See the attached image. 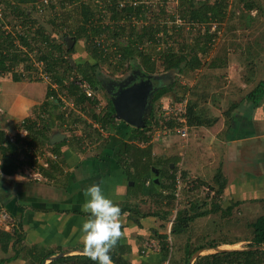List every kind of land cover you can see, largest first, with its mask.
I'll return each mask as SVG.
<instances>
[{
    "label": "trees",
    "instance_id": "obj_1",
    "mask_svg": "<svg viewBox=\"0 0 264 264\" xmlns=\"http://www.w3.org/2000/svg\"><path fill=\"white\" fill-rule=\"evenodd\" d=\"M1 1L12 15L22 18L23 26H25L26 23H29V28L31 26L33 27L35 21L31 20L29 16H27L25 12L19 8L21 5H31L35 3L36 0H13L14 2L8 0ZM122 1L123 0H58L56 5L60 9V14L49 19V22L53 26L60 25L68 29L65 31L62 39L65 40V38H69V42H73V44L67 46L65 50H63L61 45L52 43L49 35L44 33L43 28H37L33 38H36L41 45L46 47L45 50H40V48H38L39 52L37 54V60L44 62L45 70L49 72L51 81L58 84L60 91H67L66 93L68 96L73 99L74 107L78 109L76 110L77 112L71 109L61 110V104L56 98V93L47 89L45 99L39 105V109L34 108L33 110L34 118L26 117L19 125L20 128H25L28 131L27 139H29L30 143L21 139L18 134H15L13 140L9 141L5 131L0 129V173H3L4 175H13L17 173V169L20 168L23 163H26L25 159H28L27 153H25L27 151L25 148L26 144L30 147H36L37 145L43 146L46 144L53 152L61 156L60 148L64 145L66 140L62 141L60 144L52 146L49 142L50 130L56 122L59 127H63V124L70 127L78 125L82 131L81 137L79 139H77V137L75 138L78 141H83L85 139L92 140V138L94 140H98L101 129L107 133H112L113 130L117 128V122H120L121 125L126 128V131L120 132V135L127 137V139L131 142L127 146L126 152L131 149L135 151V142H137L140 146L148 145L147 143L150 141V136L153 133L154 128L161 125V118L158 117L157 119V117H155L156 111L154 108L151 110L150 117L146 121V125L143 129L133 128L126 123L115 119L110 99L107 101L104 109L102 108L103 110L96 112L94 107L97 106L98 100H90L80 94L72 81L65 83V79L67 80V78L63 76V71L68 74L75 72L76 75L80 73L81 76L89 84H91L92 88H100V82L97 78L98 64H108L113 67V72H118L129 61H133L146 75H155L159 71L169 72L171 70H177L180 72L186 70L189 72L190 70L193 71L195 68L201 66V61L199 60L197 54L198 52L205 54L209 51L213 34L210 33L209 30H206L205 34L202 36L200 34H198V36H194L192 41H194L193 45L195 46L189 47L192 56L187 59L185 49L186 44L184 42L179 44L178 48H175L169 45L167 40L168 36L165 38L159 36L160 33H164V35H167L168 33L166 27L155 28L157 26H154V23L159 19V14L156 16L155 14H152V12L148 13V10L144 7L145 5L140 3L142 0H137L138 4L135 6H132L129 3L120 6ZM241 1L244 3V8L246 10H254V12L258 15L262 13L261 7L255 2L251 0ZM47 3L46 7L51 9L55 8V5L51 2ZM227 9L228 3L226 0H202L200 2H187L186 0H181L178 5V13L180 16L196 26H210L213 23L218 24L222 22L227 15ZM104 13L107 15L110 23L105 24L103 22V17L105 16ZM58 17L59 23L56 22ZM133 19H138L141 24H134L132 22ZM142 24L144 25L139 27ZM181 31V28H174V37L178 38ZM100 36H105L114 41V52L104 54L103 50L97 47L94 43V39ZM175 38H173L174 42L176 41ZM10 39H15L19 45L30 51L33 50V47L31 48V41L28 39L27 33L18 34L12 37L0 27V74H10L13 82H20L25 79L24 76L15 73L13 70L23 62H26L28 58L27 54L22 52L21 49H18L14 44H8V40ZM81 40L84 41L86 52L95 62L94 65L85 62L83 64L74 63L75 65L73 66L71 61L65 59L63 53H67V55L74 54L75 45ZM159 45L162 46V50H158L157 47ZM199 47H201V50H198ZM217 61V59L214 60L211 66H218L219 64ZM77 70L79 73H77ZM31 75H33V78H37V74H33V72H31ZM26 80H28V82H34L29 79V75H27ZM170 88L171 86L167 87L163 85L160 89H158L152 98V107H154V102L156 103L159 101ZM181 91L182 95H185L187 93V88H182ZM263 92L264 81H261L254 87L253 90L250 91V93H248L247 98L257 101L260 99ZM51 96H53V99H50ZM181 100L182 97L177 98L176 106L181 103ZM87 105L89 106L87 107ZM195 109L196 105L194 103L187 104L186 118L188 125H209L210 122H205V120L202 121L200 116L194 111ZM65 114H67L66 117ZM168 124V127H173V124H175L174 120L171 118ZM137 149L138 147L136 150ZM143 152L144 153L142 154L144 155L140 156V159H137L134 156V153L126 158L127 161L130 160V165L132 164L133 168V170L129 173V178L134 182L131 192H133V195L136 196L138 193L140 194L145 190V195L162 200V190L167 191V195L165 197L169 199V203L171 204L167 206L166 210L162 211V215L158 214V216H161L163 220L167 221L170 211L173 209L172 204L176 200L175 178L178 170L176 167L178 160L177 158L161 159L157 162L158 164H155V162L150 159V147L148 146L146 150H143ZM20 155H23L24 159H21ZM121 157L119 161L122 164V162L125 161V157ZM50 167L53 170L56 169L54 165H51ZM129 169L130 168L128 166V170ZM157 169H159L161 174L166 175L169 183L167 185L161 184V190L160 192H157L154 179H150L148 181L150 187L148 190L145 189L147 175L150 176L152 171L155 172ZM40 171L44 172L42 169H40ZM44 174L48 176L50 173L45 171ZM184 176L185 175L181 173L182 179H184ZM214 178L216 184L214 194L217 197L222 195L226 186V181L223 178L220 169H218ZM158 183L160 184L161 181L158 180ZM254 201L261 203L260 207L262 212L252 222L246 223L250 236L248 237V240L245 241V247L264 246V198ZM211 205L212 207H210V209L198 211L200 205L193 202L190 203L189 206L185 205L182 209H178L174 221L171 224L170 235L173 233L181 234L182 232H186L187 227L191 225L196 217L207 216L215 211H220L222 214L227 216L235 207L234 205H229L225 209L222 207V209L218 203H213ZM160 206L161 203H159L158 207ZM134 208L138 210V207L136 206H125L121 209V212H132L133 214H137V211ZM144 216L145 214H141L139 215V218ZM135 221L138 222L139 220L136 218ZM157 237L161 240L160 250L163 260L166 259L170 253L167 241L168 236L163 234ZM199 237L203 238V236ZM20 238L19 232L15 227H13L10 232L0 230L1 250L7 251L9 244H11L14 248ZM185 239V257L182 259V262H179V264H187L192 255L199 250L214 249L226 244L234 245L240 242L236 241L239 239L236 238L230 242L223 241L221 243H216L214 241H204L203 243L191 244L189 236ZM16 254L17 252L13 254V258L16 257ZM110 256L113 264H122V262L114 258V255L110 254ZM193 264H264V250L217 252L214 254L198 256Z\"/></svg>",
    "mask_w": 264,
    "mask_h": 264
},
{
    "label": "crops",
    "instance_id": "obj_2",
    "mask_svg": "<svg viewBox=\"0 0 264 264\" xmlns=\"http://www.w3.org/2000/svg\"><path fill=\"white\" fill-rule=\"evenodd\" d=\"M252 51H250V47L239 50L235 56L236 60L244 62L247 55H251L254 60L255 55ZM243 67L244 64L235 63L231 70L240 72ZM252 79L253 76L251 78L249 75V78L243 80L244 86L253 84ZM261 81H264V76L252 88H230L229 93L225 92L227 96L229 94V97H227V108L222 112L225 116L224 121L223 123L218 121L221 128H216L217 123L214 125L213 121L208 119L205 122H210L209 125H188V131L190 128L200 129L201 127L207 129L204 130L206 132L216 131V135L210 138L209 147L205 150L207 156L212 155V158H217V169H220L226 181L222 195L217 196L218 200L222 201L221 207L234 205V209H237L243 206L246 214L250 211L249 207H259L258 205L261 204L254 200L264 198V92L257 101L247 98L248 93ZM96 88L99 89L98 87L94 89L96 90ZM46 90L47 88H45L43 98L38 102L31 101L27 104L17 105L13 102L10 103L8 107L12 109L8 108V110L13 113L14 117H11L10 112L7 113L5 105L4 107L1 105L0 110L6 117V121L9 123L12 120L14 125L21 123L26 117L34 118L33 110L34 108L39 109V105L45 99ZM235 94L237 100H229L231 99L230 95L233 97ZM116 127L112 133L101 130L98 140H94L91 136L92 140H88L91 143V151L87 155L82 153L84 150H82L83 146L80 144V140L75 138L69 140L65 134L66 142L60 148L61 156L53 152L46 144L36 147L25 145L27 150L25 153L28 156V159H25L26 163L17 169V173L3 174L0 177V191L3 192L0 195V214L3 213L4 216L1 219L12 229L15 227L21 237L14 248L11 244L8 245L7 251H2L0 248L1 264H95L82 250L83 244L79 230L82 220L87 218V214L81 211V204L85 200L84 189L93 183H99L104 194L118 203L122 209L127 205L125 203L121 205V203L126 201L130 193L132 194L131 188L134 185V182L129 178V173L133 170L132 164L130 165V160L127 161L126 158L134 153V156L140 159V156L144 155L142 154L143 150L149 146L150 159L155 164H158L157 162L162 159L155 160L153 158L150 144L153 134L150 136L148 145L140 146L135 142V151L131 149L126 152L127 146L131 142L127 137L120 135V132L126 131V128L120 122H117ZM58 128L56 122L50 130V137ZM24 140L30 143L29 139ZM194 140L199 142L198 152L201 153L204 150L201 141ZM192 143L194 144V141ZM193 149L197 150L195 147ZM46 151H51L58 156V162L56 164L50 162L49 165V167L54 165L56 169L53 170L51 167L42 169L50 174L47 176L43 171H40L43 175V180L40 182L25 179V172L34 166H40ZM121 156L125 157L122 164L119 161ZM20 158L24 159V156L20 155ZM201 161L203 160L201 159ZM217 171L211 176V183H209L210 187L215 189L214 175ZM183 174L186 176L192 172L190 168H187ZM146 179L145 189L148 190L150 187L148 181L154 179L157 192H160L162 185L169 183L166 175L161 174L159 169L155 172L152 171ZM158 180L161 181L160 184ZM130 182L133 185H130ZM180 191L175 193L176 200L179 198ZM145 193L144 190L140 196L148 197L149 205L151 207L154 205L156 208L146 212L138 207V210L134 208L137 214L124 212L121 216L122 236L110 254L114 255V258L122 264H162L161 240L157 237L159 235L168 236V249L170 252L172 250L170 228L176 216L178 203L176 200L173 202L175 206L169 215L174 213V218L170 221L169 230L160 231L158 228L160 223L164 224L166 221L158 214L162 215V211L171 204L165 197L167 191L162 190V200L147 196ZM145 202L143 201V203ZM158 202L161 203L160 207H158ZM141 214H145V216L139 218ZM136 218L139 220L138 222L135 221ZM167 221H169V216ZM15 252L17 254L13 258Z\"/></svg>",
    "mask_w": 264,
    "mask_h": 264
},
{
    "label": "rangeland",
    "instance_id": "obj_3",
    "mask_svg": "<svg viewBox=\"0 0 264 264\" xmlns=\"http://www.w3.org/2000/svg\"><path fill=\"white\" fill-rule=\"evenodd\" d=\"M8 1L14 2L13 0ZM149 1L154 5V14L156 16L159 14V19L154 23V26H157L155 28L166 27L168 31L167 40L170 46L178 48L179 44L184 42L186 44L185 49L187 59L192 56L189 47L195 46L193 45L194 41H192L194 36H198V34L202 36L205 34L206 30H209L210 33L214 34L213 37H215V42L210 44V48L207 53L201 54L198 52L197 56L201 61L200 67L195 68L193 71L190 70L189 72L186 70L183 72L177 70H171L169 72L159 71L154 75L163 77L165 76V78L168 80L166 86H171L169 91L165 93L159 101L156 103L154 102V107H152V109L154 108L156 111L155 117H160L162 119L163 115L165 116L163 107L170 103L174 108L178 107V105L176 106L177 98L182 97L187 99V104L194 103L196 105V114L200 116L202 121L207 119L210 121L212 120L213 124L217 123L216 125L214 124L216 128H221V126L218 125V121L219 123L220 121L222 123L224 121L225 116L222 112L227 108L226 104L229 94L228 96L226 94L228 91H230V88H252L253 85L264 76V0H251L261 7L262 13L260 15L256 14L254 10H246L244 8V3L241 0H226L228 3V9L226 11L227 15L222 22L215 25V27L212 25L203 27L194 26L187 22V24H184L181 27L182 31L178 38L174 37L173 28L171 27L172 25L168 23L167 20H171L170 16L175 12H178V5L180 4L181 0ZM47 2L54 4L55 8L51 9L46 7L48 4ZM57 3L58 0H36L35 3L31 5H21L19 9L23 10L31 20L35 21L33 27L31 26L29 28V23H26V25L23 26L22 18L12 15L11 12L5 8L4 3H2L0 0L1 29L6 33H9V35L12 37L18 34L27 33L28 39L31 41V48L33 47V50L30 51L19 45L15 39L8 40V44H14L18 49H21L22 52L26 53L28 60L15 67L13 70L15 73L24 76L25 79L22 81L24 83L13 82L11 80L10 74H0V107L1 105L2 107L5 105V109L7 108V113L10 112L8 108L12 109L11 107H8L12 102L15 105L23 103L27 104L31 101L38 102L43 98L45 88L48 87L47 84L43 83L38 78H33V75H31V72H33V74H37V72H39L37 71V54L39 52L38 48H40V50L46 49V47L41 45L38 40H36V38H33L37 28H43L44 33L49 35L52 43L61 45L63 50L69 46L68 42L62 39L65 31L68 29L60 25L53 26L49 22V19L60 14V9L56 5ZM122 3L124 5L127 2L125 0ZM59 17L56 19L57 23H59ZM103 18V22L105 24L110 23L106 14ZM143 25L144 24L140 25L139 27ZM167 35H164V33L163 35L159 34V36H162L163 38L167 37ZM173 38L176 39L175 42L173 41ZM101 39L106 43L111 42V39L105 36H102ZM249 47L250 51L253 50L252 53L255 55L254 60H252L251 55H247L246 59L244 58V62L237 61L235 56L238 51L243 48L249 49ZM198 50H201V47H199ZM63 55L65 56L66 60H72L74 63L83 64L88 62L92 65L95 64V62L86 52L85 44L82 40L78 41L75 45L74 54L67 55V53H63ZM112 59L115 60L114 58ZM216 59L218 60L217 63L219 65L212 67V62ZM235 63L244 64V67L240 72H234L231 70ZM135 70L143 72V70L139 69L138 65L133 61H129L118 72H113V67L108 64H98L97 78L100 82V88L96 92V98L98 99L97 106L94 107L96 112L103 110L107 101L110 99L109 94L105 91V87L103 85L107 82H126L130 78L132 71ZM77 73H79L78 70ZM62 74L65 78H67V80L65 79V83H68L71 79H74V77H78L76 76L75 72L68 74L67 72L63 71ZM27 75H29V79L33 80L34 82H28V80H26ZM79 75L81 76L80 73ZM249 75L251 78L253 76V84L244 86L242 81L249 78ZM185 87L187 88V93L183 96L181 90ZM64 92L67 91L65 90ZM230 97L231 99L229 100L231 101L237 100L236 94L233 97L230 95ZM88 106L89 105H87V107ZM10 115L11 117H14L12 112H10ZM11 117L9 116V120ZM171 118L172 115H170V119ZM19 125L20 123L13 125L12 120H10L8 123L6 121V117L0 110V129H6L5 133L7 138H14V135L20 132L22 128H20ZM198 129L199 128H190L188 131L189 136L186 141L179 138L175 132H172V135L169 137H166L162 134L160 137H151L150 144L152 146V154L155 160L176 157L178 159L176 164L177 169L181 170L183 173L187 171V168H190L192 172V174H187L184 179H182L183 181L181 184V191L179 198L176 200L178 203L177 210L182 209L185 206L186 201L187 206L193 202H196L197 205H200L198 211L210 209V207H212L211 204L213 203H218L220 206H222V201H219L218 197H216L214 194L215 188H212L210 187L211 185H209L212 179L211 176H213L214 172L219 169H217V158H212V155L207 156V152L205 150V148L209 147L210 138L216 135V131L212 132V130H209V132H206L204 130L207 129L201 127L199 129V133L197 134L196 132ZM57 132L69 136V140L76 138L77 135H79V132L82 134L80 127H78L76 131L65 130L63 127H59ZM194 139L201 141L202 149H204L201 153L198 152V147L200 144ZM193 141L194 144L192 143ZM90 147L91 146L85 147L84 152L82 153H84V155L89 154L91 151ZM194 147L197 150L194 151ZM201 159L203 161H201ZM133 194V192L132 194L130 193L127 196L126 201L122 202L121 205L125 203V205L129 207L136 206L139 207V209L141 208L144 211L146 210V212L156 208L154 205L152 207L149 205L148 197L145 198L144 195L140 196L141 193L137 194L136 196ZM143 201L146 202L143 203ZM150 203H152L151 200ZM174 206L175 204H173V207ZM258 206L259 207H249L250 211L247 212V214L245 208L241 206L237 209H233L227 216L222 214L220 211H215L214 213H210L207 216L196 217L191 225L187 227L186 232H182L181 234L173 233L171 235V242L173 245L172 250L170 255L166 259L162 260V264H179V262H182V259L185 257V238L188 236L190 238L191 244L203 243L204 241H214L216 243H221L223 241L230 242L236 238H239L236 241L240 242L234 245H224L219 247L230 250L244 248L246 246L245 241H247L248 237L250 236L246 223L252 222L262 212L260 205ZM223 207L225 209L227 206L223 205ZM2 214L3 213L0 214V230H6L7 232H10L12 227L9 224L7 225L5 221H2ZM173 214L169 215V221H166L164 224H158L160 231L169 230L170 221L174 218ZM199 236H203L204 239ZM214 253L216 252L213 249H205L201 251L198 256Z\"/></svg>",
    "mask_w": 264,
    "mask_h": 264
},
{
    "label": "built area",
    "instance_id": "obj_4",
    "mask_svg": "<svg viewBox=\"0 0 264 264\" xmlns=\"http://www.w3.org/2000/svg\"><path fill=\"white\" fill-rule=\"evenodd\" d=\"M123 0L122 2H124ZM187 2H200L202 0H186ZM209 1V0H205ZM120 3V6L123 5V3ZM127 3H129L132 6H135L138 4L137 0H126ZM141 4H144L145 8L148 10V13L154 14L153 12V4L150 3L149 0H142L140 2ZM171 20H167L168 23H170L172 28L174 29H179L181 28L184 24H187V20L182 18L178 12H175L173 15L170 16ZM134 24H141L138 19L132 21ZM191 25L196 26L195 24L188 22ZM212 26L215 27L217 23L211 24ZM203 27V26H200ZM215 29V28H214ZM170 33V32H169ZM160 35H163L160 33ZM168 36V35H167ZM214 36V34H213ZM212 36L211 39V44L215 42V37ZM94 43L99 47L101 50H103L104 54L108 53L109 51L114 52L115 47H114V41L111 39L110 43H106L101 39L100 37H97L94 39ZM158 50H162V46L159 45ZM37 78L41 80L43 83L48 85V88L50 91H54L56 93V98L59 100L61 104V110H66V109H71L76 111L78 108L74 107V102L72 99L68 96V94L64 91H60L58 88V84L55 82H52L50 79V74L48 71L45 70L44 62L43 61H38V66H37ZM78 77H74V79H71L72 83L77 87V90L85 96L86 98H89L90 100L97 99L96 97V90L92 88L91 84H89L82 76L76 75ZM50 99H53V96L50 97ZM98 100V99H97ZM186 108H187V99L182 98L181 103L178 105V107L174 108L172 104H167L165 107H163V112L165 116L163 115V118L161 119V125L159 127H155L153 131V135L155 137H160V135H164L166 137H169L172 135V132H175L176 135L179 136L182 140L186 141L188 139V125H187V118H186ZM77 112V111H76ZM67 113V112H66ZM68 114V113H67ZM65 114V117L67 116ZM170 115H172V119L174 120L173 127H168V123L170 122ZM96 126V125H94ZM69 127V128H67ZM78 125L75 126H66V124H63V128L65 130H71V131H76L78 129ZM102 130V129H101ZM77 135V139L81 137L80 132ZM20 138L26 139L28 136V131L25 128H22L20 132L18 133ZM69 137V136H68ZM9 141H12L13 138H8ZM81 145L83 146L82 150H84L85 147H88L91 145L90 141L88 140H83L81 141ZM58 156L54 154L51 151H46L44 153V160L41 162L40 166H34L31 169L27 170L24 174L25 179L29 181H36L40 182L43 180V175L40 172V167L41 169H48L50 162L53 164H56L58 162ZM176 182V192H179L181 189V184H182V178H181V170H177V175L175 178ZM177 194V193H176ZM1 218H4L3 214L1 215Z\"/></svg>",
    "mask_w": 264,
    "mask_h": 264
},
{
    "label": "clouds",
    "instance_id": "obj_5",
    "mask_svg": "<svg viewBox=\"0 0 264 264\" xmlns=\"http://www.w3.org/2000/svg\"><path fill=\"white\" fill-rule=\"evenodd\" d=\"M2 175L0 173V177ZM84 196L81 211L87 214V218L82 220L79 229L82 250L95 264H113L110 252L122 236L121 208L104 194L99 183L85 188Z\"/></svg>",
    "mask_w": 264,
    "mask_h": 264
},
{
    "label": "water",
    "instance_id": "obj_6",
    "mask_svg": "<svg viewBox=\"0 0 264 264\" xmlns=\"http://www.w3.org/2000/svg\"><path fill=\"white\" fill-rule=\"evenodd\" d=\"M65 40L69 42V38H65ZM68 44L70 46L73 44V42ZM71 62L74 66V62L72 60ZM145 78V80L134 83L132 85H128L127 81L123 83L113 82L114 85H118V90L116 92L110 93V100L113 106L115 118L137 129H143L145 127L146 121L149 119L152 110L150 100L153 93V86L150 81L152 79L156 81L162 80L163 83L161 86H166V84L168 83V80L162 79L161 76L149 75ZM65 137L66 136L64 134L55 132L50 137L49 142L51 145H55L62 142ZM130 185H133V183L130 182ZM213 250H215L216 253L242 250H264V246L244 247L242 249L233 250L217 247ZM201 251L203 250H199L194 253L190 258L188 264H192L194 259L200 254Z\"/></svg>",
    "mask_w": 264,
    "mask_h": 264
},
{
    "label": "flooded vegetation",
    "instance_id": "obj_7",
    "mask_svg": "<svg viewBox=\"0 0 264 264\" xmlns=\"http://www.w3.org/2000/svg\"><path fill=\"white\" fill-rule=\"evenodd\" d=\"M142 71H139V70H135V71H132V74L130 75V78L127 80L128 82V85H132L134 83H137V82H140L142 80H145L146 76H149V75H146L145 73L143 74V72L141 73ZM144 75V76H143ZM162 79H166L165 76H161ZM150 83L152 84L153 86V93H152V96H151V100H150V104L152 106V98L154 96V94L158 91V89H160L163 81H156V80H151ZM105 87V91L109 94V97H110V93L111 92H116L118 90V85H114L113 82H107L103 85Z\"/></svg>",
    "mask_w": 264,
    "mask_h": 264
}]
</instances>
